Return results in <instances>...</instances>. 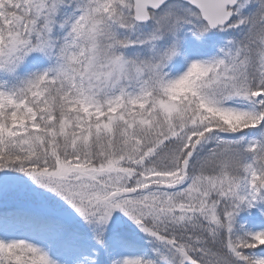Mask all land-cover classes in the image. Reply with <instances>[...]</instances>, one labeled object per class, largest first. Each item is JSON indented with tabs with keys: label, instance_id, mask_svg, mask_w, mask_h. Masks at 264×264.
Instances as JSON below:
<instances>
[{
	"label": "snow or ice",
	"instance_id": "1",
	"mask_svg": "<svg viewBox=\"0 0 264 264\" xmlns=\"http://www.w3.org/2000/svg\"><path fill=\"white\" fill-rule=\"evenodd\" d=\"M0 264H264V0H0Z\"/></svg>",
	"mask_w": 264,
	"mask_h": 264
}]
</instances>
